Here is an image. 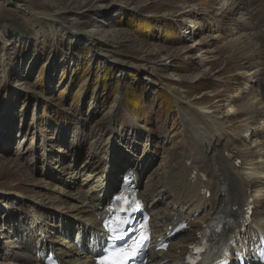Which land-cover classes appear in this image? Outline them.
<instances>
[{"label":"rangeland","instance_id":"rangeland-1","mask_svg":"<svg viewBox=\"0 0 264 264\" xmlns=\"http://www.w3.org/2000/svg\"><path fill=\"white\" fill-rule=\"evenodd\" d=\"M81 2L0 0V216L6 219L5 223L0 219L3 260L12 247L15 249L17 240L10 219L27 210L20 202L24 197L18 196H32L42 189V161L47 149L58 151L62 146L61 152L67 154L71 140L81 134L85 155L91 153L98 138L107 142L100 135L107 127L118 136L135 139L138 154L151 165L146 167L147 173L143 171L144 184L149 178L158 188L170 190L167 196L174 193L178 181L168 178V164L182 142L184 147L194 144L190 139L185 141L184 116L201 111V106L209 107L213 101H220L214 109L227 105L239 70L248 62V55L241 53L213 60L205 51L214 50L215 54L221 47L209 48V44L217 33L213 30L218 31L226 19L218 15L222 6L226 10L237 4L243 8V22L253 28L245 30L254 33L258 45L255 53L261 51L264 56V0ZM228 13V18L236 17ZM42 14L54 18L40 19ZM193 21L199 24V36L190 28ZM91 29L99 31L94 43L77 34ZM196 39L205 43L197 45ZM105 55H111L112 60ZM117 62L124 64L123 69ZM261 83L264 93L263 74ZM241 88L248 93L246 86ZM116 111L117 119L112 122ZM231 125L243 129L247 123L235 119ZM244 130L241 137L253 142L254 127ZM169 137L175 139L167 144ZM147 150L155 155L154 163L152 156H145ZM65 190H57V195L64 198ZM6 245H10L8 252Z\"/></svg>","mask_w":264,"mask_h":264},{"label":"bare ground","instance_id":"bare-ground-1","mask_svg":"<svg viewBox=\"0 0 264 264\" xmlns=\"http://www.w3.org/2000/svg\"><path fill=\"white\" fill-rule=\"evenodd\" d=\"M232 7L226 10L222 6L218 10L219 17L227 20L220 22L222 25L218 31L213 30L217 33L213 34L209 48L219 44L220 49L215 54L214 50L205 51L213 60L224 54L241 53L244 57L248 55L245 58L248 62L239 70L237 86L227 105L214 109L220 101H213L209 107L201 106V111L189 112L184 116L185 141L190 139L194 144L184 147L182 142L168 164V178L178 183L174 193L167 196L166 205L159 199L149 203L158 187L149 178L144 184L146 177L142 165L147 158H141V154H138L139 144L135 139L118 136L113 128L107 127L100 133L106 137L107 142L102 143L101 138H96L93 150L85 155V142H82L85 138L81 134L79 139L74 137L71 140V149L67 154L61 152L62 146L58 147V151L47 149L46 159L42 161L43 168L46 166L41 172L42 189L32 196H18L24 197L20 202L27 210L12 217L17 238L13 243L15 249L12 247L6 259L0 257V264H41L40 256L47 251L57 254L63 264H94L89 237L98 238L100 218L106 214L110 194L120 184L128 168H132L135 173L134 183L140 186L144 184L142 190L137 188L143 201H148L146 207L153 215L152 224L157 227L158 236L166 237L172 231L170 227L181 221H194L189 223L191 228L188 234L178 242L172 240L167 250L151 253L150 264H183L185 256L194 250L199 233L212 215L227 208L231 215L241 216L249 199H252L250 204L254 206L252 223L242 234L235 235L237 240L234 239L233 243L246 246L252 234L264 232V96L258 93L264 56L261 51L255 53L258 45L254 42V33L245 30L251 29L248 23L243 22V8L240 9L239 4ZM228 12L236 17L228 18ZM42 15V18L53 17ZM191 23L192 32L199 36V24L194 21ZM77 34H83L86 40L94 43L99 31L91 29L84 33L77 31ZM195 41L197 45L205 43L202 39ZM105 56L108 61L113 58L111 55ZM255 56L258 58L255 59ZM117 64L123 69L124 64ZM243 85L248 89L247 94L246 89L241 88ZM117 113L113 112L112 122L117 119ZM235 119L244 120L248 126L254 127L257 138L253 142L249 143L241 137L243 129L247 127L240 129L239 126L231 125ZM173 139L169 137L165 142L172 143ZM254 142H259V145H254ZM146 153V157L152 156L154 163L155 155L149 150ZM158 189V196L161 191L170 192ZM57 190H65V197L57 195ZM203 211L205 213L201 214ZM2 233L0 230V235ZM80 237L82 247L78 248L76 243ZM6 247L8 252L10 245Z\"/></svg>","mask_w":264,"mask_h":264},{"label":"snow or ice","instance_id":"snow-or-ice-1","mask_svg":"<svg viewBox=\"0 0 264 264\" xmlns=\"http://www.w3.org/2000/svg\"><path fill=\"white\" fill-rule=\"evenodd\" d=\"M121 224L126 223V221H120ZM107 227V225H106ZM110 231H115L114 228H109ZM147 236H142L138 241H133V246H129V249H122L120 250V254L123 259L118 261V264H127V260L134 258L135 256L139 255V253L143 250L144 245L147 242ZM108 253H105L104 256L99 257L98 264H110L106 257Z\"/></svg>","mask_w":264,"mask_h":264},{"label":"water","instance_id":"water-1","mask_svg":"<svg viewBox=\"0 0 264 264\" xmlns=\"http://www.w3.org/2000/svg\"><path fill=\"white\" fill-rule=\"evenodd\" d=\"M40 19H45V18L40 17Z\"/></svg>","mask_w":264,"mask_h":264}]
</instances>
